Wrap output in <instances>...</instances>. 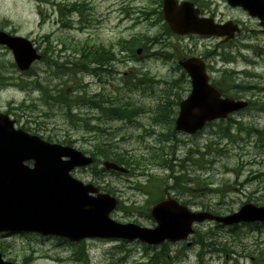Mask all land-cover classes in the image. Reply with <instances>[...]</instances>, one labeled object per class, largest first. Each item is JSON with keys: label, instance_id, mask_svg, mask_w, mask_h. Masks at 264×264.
Here are the masks:
<instances>
[{"label": "rangeland", "instance_id": "1", "mask_svg": "<svg viewBox=\"0 0 264 264\" xmlns=\"http://www.w3.org/2000/svg\"><path fill=\"white\" fill-rule=\"evenodd\" d=\"M159 1L0 0V30L30 40L40 53L51 49L47 56L53 61L60 63L66 59L74 43L103 45L105 48L114 46L112 58L116 57V61L111 63L110 70H116L115 75L111 72H107L108 76L84 73L79 75L78 88L84 96L86 93L111 95L113 92L120 100H131L139 107L133 123L103 119L97 112L79 108L72 102L75 78L71 79L72 85L69 83L63 89L66 94L63 104H56L58 101L47 100L30 86L31 78L19 73L11 65V53L0 47V81L13 76L18 84V87H4L0 82V112L5 113L10 108L13 113L9 116L15 121L16 128L25 127L30 134L44 140L47 136L52 137L53 142L69 140L72 147L86 155H90L89 151L96 144L105 143L119 152L142 155L127 175L105 171L101 158H97L91 167L72 172L74 178L84 184H93L99 192H107L120 201L122 207L118 206L110 214L117 222L153 228L155 223L148 216L149 208L166 197L176 198L192 211L210 208L223 215L235 212L246 203L264 205V140L260 141L257 134L247 131L248 127L264 129V109L261 113L255 108L230 115L227 121H216L200 134L189 137L171 129L172 112L176 110L174 97L178 93L171 83L165 87L158 81L153 88L145 85L132 92L128 91L129 86L117 90L121 88L123 76L124 82L129 83L128 79L138 72L169 81L175 76V62L166 63L162 55L171 52L172 48L179 52L191 50L197 55L211 53V57L234 55V63L228 65L221 63L218 57L212 59L208 70L211 82L226 90L228 80L221 81L220 72L234 70L235 83L247 85L250 82L255 91L243 95L239 88L230 87L231 95L264 101V31L243 11L230 8L226 0H199L195 5L202 15L213 16L221 23L239 21L243 28L240 35L228 44L214 37H163V45L152 44L148 49H142L139 59H133L126 51L120 52L115 45L120 39L127 41L143 37V34L151 37L160 32V26L149 27L134 22L140 12L146 15L151 9L158 11L156 2ZM71 3L81 4L84 9L81 14L69 15L65 19L66 27H63L58 8ZM32 69L40 81L52 85L49 90L53 87L54 91L59 90L63 78L58 77L54 68L49 69L45 63L38 62ZM247 73L251 78H246ZM73 93L78 94V91ZM188 93L189 85L185 84L181 97L185 98ZM50 95L54 96V92ZM162 95L167 99L168 117H164L165 122L160 126L153 117ZM73 114L77 117H72ZM89 126H97L100 131L90 132ZM171 130L170 138L159 136L170 134ZM149 156L166 160V167L148 160ZM179 174L187 178L183 193L173 188L174 177ZM194 228L195 233L201 235L193 234L185 242L156 247L137 241L95 239L71 244L34 234H0V250L5 260L16 264H264V225L241 224L232 231L205 222ZM194 238L197 243H192ZM187 242L191 246H186ZM81 245L88 256H84V262L77 261L74 255Z\"/></svg>", "mask_w": 264, "mask_h": 264}, {"label": "water", "instance_id": "2", "mask_svg": "<svg viewBox=\"0 0 264 264\" xmlns=\"http://www.w3.org/2000/svg\"><path fill=\"white\" fill-rule=\"evenodd\" d=\"M229 6L241 8L260 20L264 27V0H227ZM165 20L177 35L199 34L232 38L239 32L231 22L214 25L210 19H199L190 3L164 0ZM0 45L12 50L15 63L27 70L40 57L26 39L12 37L0 31ZM191 80V92L179 105L175 130L194 135L206 123L224 119L247 106V102L220 98L208 84L204 64L188 59L181 63ZM14 122L0 114V232H28L57 236L78 242L86 238L139 239L150 245L165 240L174 242L191 233L194 222L214 220L225 225L240 222H264V207L242 206L237 213L214 217L208 213H190L174 199L161 201L151 209L156 222L154 229L133 224H118L109 219L116 201L107 195L95 197L92 185L72 179L75 167L92 164L91 158L69 147L51 145L22 130H14ZM66 158L68 160H63ZM31 162L32 168L24 163ZM106 169L125 172L112 163ZM0 264H11L3 262Z\"/></svg>", "mask_w": 264, "mask_h": 264}, {"label": "trees", "instance_id": "3", "mask_svg": "<svg viewBox=\"0 0 264 264\" xmlns=\"http://www.w3.org/2000/svg\"><path fill=\"white\" fill-rule=\"evenodd\" d=\"M84 7L82 5H71L69 8L64 7L63 9H59V14L61 17L66 18L67 15L72 11V12H77V13H82V10ZM141 40H131V41H119L118 45L122 51H133V48L139 44H141ZM111 45L109 48H105L103 45L99 46H94L90 47L87 43H84V46L82 44H77L74 43L71 45V51L73 54H78L77 58H71L69 61V66H66V63L60 65L57 62L50 61V57H47L45 54L42 55L43 60L46 61L47 63L54 64L53 66L58 70H62L65 72H68L72 75V77H75L78 72H89V67L91 63L95 64L96 66H99L102 68L105 66L108 59H111ZM108 54V55H107ZM104 56V59H102ZM102 59V60H100ZM97 63V64H96ZM13 65V64H12ZM14 67V65H13ZM99 68V69H100ZM102 69H100L101 71ZM96 71V70H92ZM3 81V80H2ZM76 83H73L74 89L76 90L79 86ZM181 83L182 81L180 80H175L171 84L174 88L181 89ZM237 88L243 90L242 94L244 92L249 91V87L247 85H238ZM163 92V91H162ZM112 95V94H111ZM109 95V94H100V95H95L93 97H84V106L96 110L99 112L100 116L105 119H110V120H120V121H125V122H133L135 116L137 115L139 111V107L135 106L134 103L130 101H122L120 98L116 97V95ZM60 96V94L58 95ZM61 98V96H60ZM58 98V101L62 103V99ZM76 96L72 98V102L76 104ZM175 103L178 102L179 100V93L175 94L174 97ZM161 102L159 103L158 106V112L155 113L154 120L165 122L164 117H168L167 110V99L162 95V98L160 100ZM261 102V103H260ZM81 104V103H80ZM251 105L253 107L259 108V107H264V101L259 99L257 101L251 102ZM68 106V105H67ZM167 106V107H166ZM69 108V107H68ZM173 115L175 114L172 112ZM72 117H76L73 116ZM172 122V121H171ZM86 124V123H85ZM247 131L250 132V134H257L258 139L264 140V130L257 129L254 127H249ZM171 133L169 135H163L166 138L171 137ZM66 144H71L66 142ZM97 146H93V150H90V154L95 158H101L104 160H111L115 162L118 165L125 166V167H131L133 165L137 166L138 162L136 160L138 159V155H129L124 152H119L110 148H113L112 145L105 143V144H96ZM110 147V148H109ZM148 160L155 161L158 163L160 166L161 165H167V162L165 160L159 159L157 156H149L147 157ZM184 164L180 167V170L183 168ZM186 179L183 176H176L174 177L173 181V188L176 191L184 192L185 191V185H186ZM82 255V252H80ZM80 255L76 256V259H80Z\"/></svg>", "mask_w": 264, "mask_h": 264}, {"label": "bare ground", "instance_id": "4", "mask_svg": "<svg viewBox=\"0 0 264 264\" xmlns=\"http://www.w3.org/2000/svg\"><path fill=\"white\" fill-rule=\"evenodd\" d=\"M239 91H240V93L243 92V90H241V89H240ZM245 110L247 111V109H243V111H245ZM248 128H249V127H248Z\"/></svg>", "mask_w": 264, "mask_h": 264}]
</instances>
